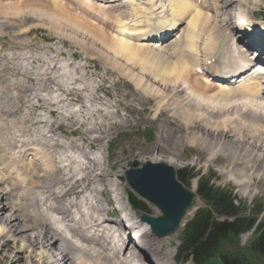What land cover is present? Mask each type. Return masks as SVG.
<instances>
[{
  "label": "bare ground",
  "instance_id": "obj_1",
  "mask_svg": "<svg viewBox=\"0 0 264 264\" xmlns=\"http://www.w3.org/2000/svg\"><path fill=\"white\" fill-rule=\"evenodd\" d=\"M64 1H68L70 6L63 0H50L51 8L57 10L58 16L72 15L88 29L112 39L118 45L114 49L127 47L128 53L139 55L141 63L151 62V77L155 81L169 83L171 77L173 84L182 83L194 95H206L205 91H217L221 94L227 91L225 87L233 88L224 83L212 86L214 84L210 85L206 79L193 73L198 65L204 66L205 59L213 55L221 37L231 33V22L227 15L233 0H200L198 4V0H126L130 6L128 16H132L130 23L114 13L115 5L119 6L122 0H99L95 2V6L88 0H81L85 9L78 0ZM248 1L251 0H245L246 3ZM24 3H28V0L10 4L17 6ZM210 9L212 11H208ZM85 15L103 28L90 22ZM211 15L214 17L210 18ZM250 20L241 18L242 25H251ZM142 23L146 25L142 27ZM164 27L177 28L174 34L176 40H170L166 44L146 41L149 33L163 30ZM78 29L74 30L85 34L88 32L85 28ZM238 43L239 41L230 37L216 61L222 58L224 64L230 67L242 66L243 70L249 71L254 68L251 55L247 54V48L242 49ZM255 49L259 50L258 55L264 57V50L261 51L259 45L256 44ZM124 62L130 63L127 59ZM3 72L4 70L0 75L5 78L6 74ZM244 78V82L234 88L241 101L236 98V104H232V107L229 106L233 102L227 103L224 107L231 110L224 109L226 114L223 113L224 107L197 97H190L191 102L189 97H185L188 100L178 99L176 107L168 110L180 117L183 113L180 112L181 108H177L178 104L184 105L183 102L186 101V111L194 105L197 109L194 117L184 115L186 118H178L176 115L172 121L183 120L191 133L195 131V146L204 166H217L220 178L230 182L242 197L254 199L260 196L264 199V79L261 74ZM144 83L142 81L137 88H141ZM4 85L6 84L3 83V88L6 87ZM10 85L18 89L22 82H12ZM4 97L0 93V106L3 107L0 112V200L3 202L0 205V239H3L0 252H4L3 258H9L16 264L19 260L23 264H46V257H54L62 263L74 260V264H163L165 257L170 260L173 251H166L162 242L153 236L164 240L176 232L168 236H156L140 220L139 212L133 209L135 221L129 214L126 215L127 219L126 216L106 219L115 213V208H102L98 194L103 196L104 192L110 190L115 195L118 188L111 190L113 184L106 185L108 170L104 167L105 162L90 157L86 149L76 143L79 141L70 137L78 133L87 136L89 129L86 122L79 121L75 115L74 118L70 114L64 116V120L70 121L73 118V122H61L57 125V129L64 135L67 132L69 134L61 140L56 132L50 130L51 127L46 132H41L31 129L29 120L7 119L9 112L4 105L8 101L5 103ZM169 98L176 97H160V100L165 102ZM203 98L218 101L221 97ZM184 106H181L182 110ZM158 112L157 110L156 113ZM11 113L15 115L13 111ZM117 126L119 128L120 124H113L106 131ZM19 127L22 128L21 131ZM16 132L26 138L16 141L18 139L13 136ZM189 136L183 141L184 144H190ZM178 140L180 144L182 140ZM174 143V146L178 145L177 140ZM167 146L162 148L168 154L162 161L176 167L179 164L173 156V148ZM12 147H15L13 152L10 150ZM66 149H76L85 160V165L76 164L71 159H59L58 153ZM90 181V187H85V183ZM195 182L192 183V191L197 187ZM99 184L101 188L98 187ZM116 197L120 199L119 194ZM5 210L15 215L6 214ZM191 213L189 211L188 214ZM135 232L138 237L134 236ZM17 244L24 255L9 253ZM173 263L179 264L176 258H173Z\"/></svg>",
  "mask_w": 264,
  "mask_h": 264
},
{
  "label": "rangeland",
  "instance_id": "obj_2",
  "mask_svg": "<svg viewBox=\"0 0 264 264\" xmlns=\"http://www.w3.org/2000/svg\"><path fill=\"white\" fill-rule=\"evenodd\" d=\"M88 1L95 6L96 1ZM11 2H17V0L0 1V72L4 70L3 73L7 77L0 75V93L5 96V103L6 100L8 101L7 106L4 105L9 112L6 118L29 120V127L41 132H46L51 127L50 130L56 132L61 140L69 134L67 132L64 135L60 129H57L59 123L71 124L74 115L79 121L86 122V127L89 129L87 136L78 133L70 137L76 138L79 143L74 141L84 150L86 149L90 157L96 158L99 162H105L104 167L108 170L106 185L110 186L112 183L111 190L118 188L115 195L110 190L107 193L104 192L103 196L98 194L102 208L105 210L115 208V213L106 219L109 217L119 219L128 214L134 218L132 214H135L129 203V194L132 192L125 184V171L133 167V163L140 166L146 161L161 162L168 156L162 148L168 145L167 148L169 146L173 148L175 161L180 165L173 168L185 170L186 175L188 173L195 175V178L187 179L185 182L189 189L196 181L197 187L194 190L198 193V180L201 177L210 176L215 187L224 189L234 198V210L240 213L239 215L253 216L255 212L260 211L256 216V221L260 220L264 223V199L260 196L254 199L242 197L230 182L220 178L217 166H204L200 152L195 146V131L191 133L183 120L173 122V117L177 114H172L173 111L168 110L170 107H176L175 103L178 99L185 97H189L190 102V97L209 100L221 107L233 102L229 106L232 107V104H236V98L240 97L235 91L237 87L235 89L225 87L227 91L221 94L217 91H205L206 95H194L192 90L186 89L182 83L173 84L171 77L169 83L155 81L151 77L153 70L151 62L150 64L141 63L139 55L128 53L127 47L114 49L113 47H118V45L112 39L88 29L84 23L72 15L58 16L57 10L51 8L50 0H28V3L17 6L10 4ZM232 6L229 7L227 15L229 21H234L237 17L242 19L264 18V0H251L247 3L245 0H233ZM212 16L210 18L214 17ZM78 28H85L88 32L85 34L74 30ZM170 40L173 42L176 36ZM126 59L131 64H126L124 62ZM16 81L22 82L24 87L18 86L20 89H14V85L10 84ZM142 81L145 83L141 88H137ZM3 83L6 84L5 88H3ZM160 97L176 98H169L167 102H162ZM203 97L221 98L215 101ZM140 99L142 104H140ZM185 102H183L184 105ZM181 106L178 104L177 108H181L180 112L183 114H180V117L178 114L176 117L195 116L197 109L194 105H191L192 108L188 111L185 110L186 105L183 108L184 111ZM2 109L3 107L0 106V112ZM224 109L229 108L224 107L223 113L226 111ZM12 111L15 115L11 113ZM69 114L73 118L70 121L64 120V116ZM113 124H120V126L106 131ZM71 126L75 127V125ZM21 129L19 127V131ZM13 136L18 139L16 140L18 142L26 138L21 136L20 132H16ZM187 136L191 141L189 145L183 143L187 140ZM67 139L70 138L67 137ZM173 139L178 141V145L174 146ZM178 139L182 140L180 144ZM10 150L15 151V147ZM57 156L59 159H71L76 164L85 162L76 149H66L59 152ZM91 182L85 183V187L89 188ZM98 187L102 186L99 184ZM116 193L119 194L120 199L116 197L118 195ZM143 203L148 213L154 216L159 214L157 208ZM0 205H3L2 201ZM201 207L204 206H198L195 211ZM195 211H192L188 219L194 216ZM5 212L15 215L9 210ZM224 219L221 217V220ZM133 220L135 221V218ZM262 228L264 229V226ZM136 235L137 233L134 236L138 237ZM181 235L182 229L163 238L164 240L153 236L162 242L166 251H173L170 260L165 257L163 264H172L173 258L177 256L176 251ZM255 237L256 234L253 231L246 232L237 238L230 237L221 243V252L241 256L245 261L244 264H264V258L249 248V244ZM1 242L3 239H0ZM9 253L19 256L25 254L19 250V244ZM3 254L4 252H0V264H11L9 258L8 260L3 258L5 257ZM49 261L52 264H59L54 257H46V264ZM17 262L23 264L22 260ZM60 263L74 264L75 262L72 260L70 263ZM179 264H193V262L182 261Z\"/></svg>",
  "mask_w": 264,
  "mask_h": 264
},
{
  "label": "trees",
  "instance_id": "obj_3",
  "mask_svg": "<svg viewBox=\"0 0 264 264\" xmlns=\"http://www.w3.org/2000/svg\"><path fill=\"white\" fill-rule=\"evenodd\" d=\"M136 166V163H133ZM194 174L178 171L179 179L185 183ZM212 177L205 176L198 180V194L205 200L206 206L198 209L194 216L185 224L181 244L178 247V261L191 259L195 264H203L208 258L220 255L225 264H244V259L237 254L221 252V243L230 237L237 238L255 226L256 216L239 215L236 212L231 194L212 184ZM186 184V183H185ZM130 204L134 209L146 210L140 201L130 195ZM236 212V213H235ZM224 217V220H221ZM257 234L249 244V248L264 258V229L257 225ZM240 248V247H239Z\"/></svg>",
  "mask_w": 264,
  "mask_h": 264
},
{
  "label": "water",
  "instance_id": "obj_4",
  "mask_svg": "<svg viewBox=\"0 0 264 264\" xmlns=\"http://www.w3.org/2000/svg\"><path fill=\"white\" fill-rule=\"evenodd\" d=\"M225 43H219L216 55ZM175 168L165 162L146 161L125 171V184L139 198L157 208L154 216L139 212V218L158 237L178 232L194 207L203 205L201 196L185 186L178 178ZM204 264H224L218 256L211 257Z\"/></svg>",
  "mask_w": 264,
  "mask_h": 264
}]
</instances>
